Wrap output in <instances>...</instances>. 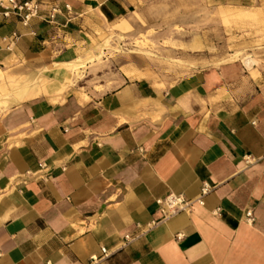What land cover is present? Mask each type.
<instances>
[{
  "label": "crops",
  "instance_id": "1",
  "mask_svg": "<svg viewBox=\"0 0 264 264\" xmlns=\"http://www.w3.org/2000/svg\"><path fill=\"white\" fill-rule=\"evenodd\" d=\"M35 1L28 25L0 7V72L78 83L3 100L0 264H264V73L231 62L171 80L133 56L91 63L93 38L160 0ZM171 194L192 205L165 219Z\"/></svg>",
  "mask_w": 264,
  "mask_h": 264
},
{
  "label": "rangeland",
  "instance_id": "2",
  "mask_svg": "<svg viewBox=\"0 0 264 264\" xmlns=\"http://www.w3.org/2000/svg\"><path fill=\"white\" fill-rule=\"evenodd\" d=\"M123 21L129 26L125 23L117 31L115 25L107 26L92 39L89 46L96 45L98 53L88 61L102 64L133 56L145 76L171 80L197 68L231 62L243 64L254 77L264 73V0H160ZM72 72L73 78L84 80L85 63L76 62ZM31 82L40 91L52 87L60 92L78 83L66 78L53 86L43 74L31 81L26 74L0 72V102Z\"/></svg>",
  "mask_w": 264,
  "mask_h": 264
},
{
  "label": "built area",
  "instance_id": "3",
  "mask_svg": "<svg viewBox=\"0 0 264 264\" xmlns=\"http://www.w3.org/2000/svg\"><path fill=\"white\" fill-rule=\"evenodd\" d=\"M0 7L4 9V16L10 17L11 15L16 16L21 20L24 25H28L32 20L37 18H42V12L40 4L33 1H19V0H0ZM67 11H70L69 6L66 7ZM60 12L58 7H53L50 14L47 17L49 23H55L56 16ZM250 162L249 160L247 161ZM45 166L40 165L43 169ZM211 188L209 185H204L201 191V195L197 200L199 205H204V198L210 193ZM160 207V212L163 214L165 219H169L181 212H188L192 205L191 201L185 199L182 195L171 194L165 199L157 201ZM247 222L253 224L255 219L252 211L246 214ZM127 240H130L128 237ZM102 252L106 254V250L103 249ZM92 260H97L95 257Z\"/></svg>",
  "mask_w": 264,
  "mask_h": 264
},
{
  "label": "bare ground",
  "instance_id": "4",
  "mask_svg": "<svg viewBox=\"0 0 264 264\" xmlns=\"http://www.w3.org/2000/svg\"><path fill=\"white\" fill-rule=\"evenodd\" d=\"M125 23H122L120 26H118V27H120V29H123V27H125ZM128 27V26H127ZM117 28V27H116ZM80 71V70H79ZM79 73V72H78ZM6 99V98H5ZM8 100V99H7ZM9 102V101H8ZM10 103V102H9ZM4 106H6V102H4V101H2V102H0V109L1 108H3Z\"/></svg>",
  "mask_w": 264,
  "mask_h": 264
}]
</instances>
